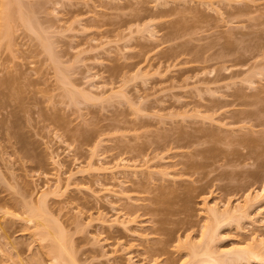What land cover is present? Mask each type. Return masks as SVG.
Instances as JSON below:
<instances>
[{
	"label": "rangeland",
	"instance_id": "1",
	"mask_svg": "<svg viewBox=\"0 0 264 264\" xmlns=\"http://www.w3.org/2000/svg\"><path fill=\"white\" fill-rule=\"evenodd\" d=\"M13 1L7 17L0 0V264H53L44 226L77 264H196L213 229L212 249L264 241V195L242 228H215L203 205L264 184V0Z\"/></svg>",
	"mask_w": 264,
	"mask_h": 264
},
{
	"label": "bare ground",
	"instance_id": "2",
	"mask_svg": "<svg viewBox=\"0 0 264 264\" xmlns=\"http://www.w3.org/2000/svg\"><path fill=\"white\" fill-rule=\"evenodd\" d=\"M14 2H17V1L3 0V7L7 6V10L4 13L5 16L8 17L13 13V12L10 13L9 11H11L10 6L12 7V5H14L12 3H14ZM247 115H249V114H247ZM242 141H244V145H245L244 148H246V151L244 152L242 157L249 158L252 152L255 153L257 148L259 149V147H258L259 146V139H257V138L255 139V137L254 138L252 136L247 137L244 140L242 139ZM262 146L263 147H261V148H264V144ZM263 150L264 149H262V151ZM251 173H253V172H251ZM258 174L261 175L260 173H253L251 175H253V177L257 175L256 177L257 178L259 177L258 179H260L261 177L258 176ZM261 176L263 177V175H261ZM258 191H260V192L254 194L253 196L251 194L245 195L243 198V202L242 203L238 202L235 205H233V204L230 205L229 202H227V203H224L223 207H220L217 202H209L207 200H204V202H203L204 210L207 213L208 217L210 219H213V221L216 222L215 228L219 227L221 224H223L224 221L226 222L229 220H234L237 223V226H239V228H242V223L244 221H246L247 223L253 224V223H255L254 221L257 220V219L255 220V217H257V215H258L257 212H255V214H253L250 212L249 209L251 208V206L253 204V202H252V200L254 199L253 197L264 195V184L261 186V190H258ZM42 202H44V201H42ZM256 208H258L257 210H260L261 206L256 207ZM43 209H45L46 213L49 216L52 214L50 209H48V208H43ZM45 211H43L44 214H45ZM259 212L260 211H258V213ZM32 213L34 216L38 215V213H36L35 211H32ZM254 215H256V216H254ZM206 228L209 229L210 226L207 225ZM208 229H206L205 231H207ZM63 232L64 231L62 230L61 232L56 234L48 226H44L43 230H42L43 235L41 237L43 239L50 238L52 240L51 241L52 245H54L57 248V250H55V252H53L52 257H51L53 264H77L75 256L73 257V255L71 253H69L68 247L65 246L66 243H64L65 242L64 241L65 236H64ZM203 235L205 237L199 239L200 242L198 241L197 242L198 244L194 243L193 252H192V250H191L192 253L190 252L191 254H193V256L197 257V259L195 260L196 264H198V263L199 264H201V263L202 264H227L229 262H242V263L243 262H248V263L256 262L258 264H264V241L261 239L258 240L256 237L253 236L251 238L250 242H246V243L238 245V246H233V247H229V248H222V249H215V248L212 249L211 246L208 245L209 244L208 241H211L210 239H212L214 237L215 230L213 229L210 232H208V231L204 232ZM205 238H206V240H205ZM202 239L205 241H203ZM201 244L203 245L201 248H199L198 250L195 249V246L200 247ZM52 250L54 251V249H52ZM191 261H193V259ZM193 263L194 262H192V264ZM185 264H191V263H190V261H186Z\"/></svg>",
	"mask_w": 264,
	"mask_h": 264
}]
</instances>
